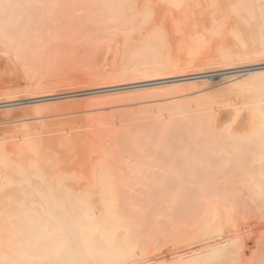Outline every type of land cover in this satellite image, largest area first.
Instances as JSON below:
<instances>
[{"label":"bare ground","instance_id":"obj_1","mask_svg":"<svg viewBox=\"0 0 264 264\" xmlns=\"http://www.w3.org/2000/svg\"><path fill=\"white\" fill-rule=\"evenodd\" d=\"M83 7L86 12L90 11L87 12V15L88 13L92 15L93 22L97 23L104 32L106 31L109 37L123 34L130 42L127 57L122 55V59H126H123V62L119 59L121 62L119 63H123L122 72L114 71L110 75L107 74L113 79L120 76L148 77L151 74L157 77L180 76L182 71H185L184 68L195 66L201 67V72H203L202 70L212 69L211 71H213L214 69L224 70L227 68L238 70L243 67L264 65V0H0V63L19 61L26 52L24 29L28 28L29 24L26 26L28 22L33 23L35 19L38 21L41 17L45 20L46 16L48 18L52 13H55L54 11L57 12L60 9L63 11L67 9L70 12L72 8V12L75 11L79 15L84 10ZM66 15L68 14L66 13ZM69 15L74 17L76 14L70 13ZM75 19H78L76 21L77 24L79 23L77 25L79 27L82 24H80L81 19L80 21L78 17ZM84 20L81 22L84 23ZM20 25H25L24 29L22 27L23 30ZM74 27L76 26H73L72 30L75 29ZM99 29L98 31H101ZM29 30L31 31V29ZM23 32L24 37L21 36ZM30 38L32 40L33 37ZM125 38L123 36V40ZM28 40L30 39L28 38ZM111 40L112 38L108 39V41ZM28 47L30 48V46ZM194 69L193 72H198L199 68L195 67ZM242 72L244 70L235 71L232 76L226 77L228 81L225 79L226 82H223L225 91L223 94H218L209 88V90L201 89L195 92H191V89L190 92L183 93L186 90V85H167L157 87L153 89V92L145 91L147 92L145 95H148L149 92L153 97L154 95L157 97L155 100L153 99V103L156 102V104L154 103L155 106L151 105V107H143L139 113L136 112L137 108L134 111H117L118 115L114 116L117 119L108 114L100 115V117L94 116L93 119H83L85 121H81L83 124L81 123L82 126L77 130V133H73L74 135L93 136L101 132V135L102 133H112V135L118 133L120 136L122 135L120 133H126L128 136V133L133 131L134 123H138L135 120H142L139 119L140 117L145 118L144 122H148V125L151 123L152 125L146 127L142 121L143 124H137L134 131L136 129L139 133L140 131L151 133V136L154 135L152 132H156V135L171 133L169 135L171 142L168 139V144L172 143L173 151L168 153L162 151L161 154L156 151L159 156L156 155L157 159L155 160L151 159V155L140 161L136 159H141L142 156H138L140 158L133 156L135 164L127 155L128 157L125 159L132 160L134 165L130 161L127 163L126 160H122L125 164L120 163L122 166L117 167L119 170L123 167L126 170H121V173L115 166L118 165L116 161L118 163L119 158L115 159V163H113V155L101 158L96 155L97 158L94 160L91 158L90 163L89 161L87 162L89 164L86 163L87 166L84 163L86 168L83 170H75L74 166L73 170L75 171L70 170L71 167H64L66 164L63 165V161L70 152L61 158L53 149L50 150V146H56V143L48 144L32 140L34 132L31 130L33 127L16 134V136L21 135L24 138L21 145H19L20 143L18 146L16 144V148L11 144L7 146L4 144L5 142L0 143V264H264V225H261V229L258 230L260 232L254 238H251L253 233L248 227L249 223L253 222L254 224V220L264 221V70ZM104 76L103 78L106 80H103L102 76L100 77L103 83L108 81V76ZM10 77H13L12 74L9 76L11 80ZM197 82L199 83V81ZM205 82L207 80L203 83H208ZM42 85H40L41 88ZM2 88L0 93L4 95V92L1 91ZM33 88L35 89V86ZM39 88L37 85L36 89L41 91ZM9 92H5V95L6 93L11 94ZM5 95L4 97L7 99L1 94L5 101L12 99ZM224 96H226L225 99ZM13 97L15 98L16 95ZM45 107L43 104L37 105L32 107V110L40 112ZM0 114V120H11L17 118L21 113L16 109L6 108L0 110ZM11 114L16 115L12 117ZM147 119L150 120V123ZM54 122L56 123V121ZM68 132L70 133V131ZM147 134L143 133L144 136ZM65 135H63L64 138ZM103 135L105 136V134ZM131 136H133V132ZM137 136L139 137V135ZM64 138L58 142V145L65 147L64 149H70L71 141L69 139L71 138ZM129 138L132 139V137ZM133 138L137 143L136 134ZM117 139L120 140L122 137ZM92 140L94 144V139ZM109 140L107 142L111 143ZM124 140L126 139L123 138L122 141ZM141 140L145 141L144 138ZM73 141L76 140L73 139ZM77 142L79 141L77 140ZM150 142L152 143L153 140L150 139L148 143ZM8 143L11 142L8 141ZM103 145L107 146L105 143ZM127 145L126 147L129 148L131 144ZM140 145L142 146V144ZM83 147H86V144L82 145ZM92 147L95 152L96 144ZM92 147L90 148L91 152ZM133 147L138 148L136 145ZM99 148L101 147H98L97 152H99ZM139 148L141 147L139 146ZM144 149L147 150V146ZM72 151L74 150L72 149ZM132 153L135 152L129 154ZM153 153L151 151L152 155ZM126 163L130 164L128 167L134 166V168H130L131 170L129 169L130 171L128 170L134 173H129L132 176L124 174V171H127ZM156 165L160 170L158 168L155 170L164 171H162V177L157 170V172L153 170V174L151 171L148 173L160 176L159 180H165V182L176 180L180 182L177 185L181 187V184L186 186L188 183L187 189H193V191L189 190L188 195H194V192L199 194L198 197L190 199V206L187 215H185L188 216L189 223L186 225L184 222L186 218L183 217L185 211L181 210L184 208L179 207L181 212L183 211V214L180 213L183 215L182 217L180 215L170 217L171 214H176L179 210L175 213L172 211L164 213L166 211V209L163 210L164 207L161 208L163 213L161 209L158 210L160 215L171 213L167 217L168 220L172 219V221L169 220L171 223L173 222L172 237H162L164 239L161 238L162 243L159 242L160 240L157 243L158 239L155 236L157 233L154 235V232L160 229V234L158 233L160 236L163 232H167L166 229L163 231L165 227L157 229L156 226L159 224L157 222L155 231L152 234L149 233L153 237L151 240L150 236L144 237L145 229L140 233L138 225L130 221L134 219L132 212L128 211L131 215L133 214V216L129 215V219L133 217L132 219L129 220L128 216L126 217L125 212L122 211L121 203L126 200L121 198L122 188L119 187L120 184L123 187L125 184L129 187L134 184L135 188L136 183H140L139 180L145 181L148 177L149 179L152 177L146 178V167H155ZM135 173L141 175L138 176ZM154 177L153 180L158 179L157 177L154 179ZM134 179L137 180L136 183ZM147 181L149 182V180ZM138 184L137 188H141L142 184L141 186ZM153 184L152 187H154ZM143 185H145L144 182ZM147 186L152 188L150 183ZM181 187L179 188L181 189ZM170 189L172 192V188ZM183 189H178L180 193L172 195L173 199L170 198L173 200L172 202H178V199H181L185 193L181 192ZM137 191L139 194V190ZM141 192L143 191L140 189ZM137 193H134L136 195H133L135 199L133 201L138 202L139 199L136 200ZM156 193L155 191V195ZM181 193L183 194L181 195ZM125 194L124 197L127 196V193ZM145 194L148 195V193ZM155 197L157 198V196ZM145 198L143 197V200ZM154 198L151 201L156 200ZM144 201L147 204V200ZM144 201L141 202L144 203ZM142 203H140L141 206L143 205L142 207L134 205V208L140 207L141 210L143 208L147 210L150 207V204L147 207ZM151 204L155 206L154 201ZM182 204H184L183 201ZM137 211L140 214V210L137 209ZM128 212L126 211V213ZM137 217L139 218V215ZM248 220L252 222L247 224ZM258 221L255 224L261 222ZM182 222H184L183 227H181ZM152 223L144 222L147 224L144 226L149 225L148 227H150ZM154 223L156 224V221ZM163 224L166 225V223ZM175 224L176 226H174ZM179 224L180 227H178ZM168 232L164 234H169ZM255 232L254 234H256ZM140 234L143 235V241L139 239L142 238L139 237ZM155 238L157 239L156 243ZM149 240L154 241L158 246L148 244ZM149 245L153 247H150L151 250L146 249ZM248 249L251 251V254L249 253L251 256L247 261Z\"/></svg>","mask_w":264,"mask_h":264},{"label":"rangeland","instance_id":"obj_2","mask_svg":"<svg viewBox=\"0 0 264 264\" xmlns=\"http://www.w3.org/2000/svg\"><path fill=\"white\" fill-rule=\"evenodd\" d=\"M84 11H85V8L80 13L78 12L79 15H77V12H75V11L72 12V8H71V11L70 12L67 11V9H64V11H63V9H60V11H57V12L54 11L55 13H52L53 16L50 15L48 18L46 16L45 17L46 18L45 20L43 19V17H41V18L39 17L40 19H43V20L38 19V21H39L38 22L35 19L34 22L32 20L33 23H31V21L28 22L26 24V26L28 24L30 26V24H31V27L30 28L28 26V28L31 29V31L27 27H25V25H22V26L20 25L21 29H22V27H23V29L25 27L24 30H25L26 36L24 37V35H25L24 32H23V35H21L22 33L20 34L25 39L23 37H21V36H20V38H23L24 39V42H25L27 48H26V52H24V54L21 56V59L19 61H16L14 63L13 62H11V63L10 62L9 63H7V62L6 63H0V71H1V73H0V89H1V87H3L1 91L4 92V95H5V92L10 91L9 93H11V94L6 93L5 96L6 97L9 96L10 98H12L10 101H5L3 99V97H4L3 93H0V98H2V100H0V110L2 111L4 109H6V108L7 109L13 108V109H16V110L20 111L21 114L17 118H12L11 120H0V143H4L5 142L4 144H7V146H9L11 144L12 147L16 148L15 147L16 144H17V146H18L19 143H20L19 145H21V143H22V141L24 139L21 135L16 136V134L19 133V132H21V131H23V130H25V129H31L32 127L33 128L35 127L34 128L35 130L33 128L31 130V131L34 132V134L32 136V140L39 141V142H42V143H48V144H50V143H56L57 144L56 146H50V150L53 149L55 152H57L60 155V157L61 156L62 157H65L66 154H68L70 152L68 155L69 156L71 155V156L70 157L67 156L64 159V161H63V165L66 164V165H64V167H66V168L67 167L68 168L71 167L70 170H73L75 167H76L75 170L76 169L77 170H83L87 166L86 163L88 161L90 163V159L91 158H93V160H94L97 157L98 158L99 157L101 158L102 156H108V155H109L108 157H110V156L113 155L112 156V162L113 163H115V159L117 160L119 158V162L117 163V161H116V164H118V165H115L116 167L117 166H120L121 164L122 165L125 164L122 160H124V161L126 160L127 163H128V161H130L129 159H132L133 160L134 159L133 156H137V157L138 156H140V157L142 156L143 158L136 159V160H139L140 161V160L144 159L145 157L151 155V159L155 160V159H157L156 157L159 156V155L156 154V151L159 154L160 152L161 153H163V152L164 153H168L169 151H173L174 150L173 149L174 147H172V145H171L172 143L168 144V141L170 140V136L169 135L171 133H169V135H168V133L167 134L166 133H162V134H160L161 135L160 136V135H156L157 134L156 132H152V135L153 134L156 135L154 137V135L153 136L150 135L151 133L147 134L145 132H141L140 131V133H141L140 134L139 131L137 132L136 129L134 131V127L137 128V124L138 125L139 124H143L142 121L143 122L146 121V120H144L145 118H141L140 117L139 119H142V120H140V121L135 120L136 122H138L136 124L134 123L135 121L133 122L135 126L132 127L133 128V131L132 132H133V136L136 134V138L139 139V141H138V139L137 140L135 139L137 141V143L134 141L133 136H131L132 135V132L128 133V136L129 137H132V139L129 138L126 133L125 134L124 133H120V134H122V135H120L122 137V139H120V140L117 139L118 137L121 138L118 133H113L114 135L116 134V136L112 135V133H102V135L105 134L106 137L104 135L102 136L100 134L101 132H98L99 134L93 135V136L83 135V134H80V133H79L80 135L77 134L78 135L77 136V135H74V134L78 132L77 130L82 126L81 125L82 122H84L86 119H93L94 116L95 117H100V115H104V114L107 115L108 114L109 116H112L113 115V118H116L114 116H117L118 115V112H120L122 110L123 111L124 110L125 111L126 110H133L134 111V110H136L138 108L136 110V112L138 111V113H139V110L141 111V109H143V107H151V105L152 106H155L156 102H154L155 103L154 104L153 101L157 97L155 95L153 97V95L151 93H149V92H148V95H145V94H147V92H145V91H152L153 92V89H155L157 87L158 88L159 87H164V86H167V85H179V86L180 85H183V86L186 85V87H185L186 90L183 93H188V92H190L191 89H192L191 92H195V91H198V90H201V89H207V90H209V89L211 90L212 89V91H214V92H216L218 94L219 93L220 94L221 93L223 94L225 92L223 90V88H224L223 82H226L225 79L227 80V78L230 77V76H232L235 71H243L244 70V72H246V70H249V71H259V69L260 70H264V65H256V66H250V67H243V68L238 69V70L232 69V68H230V69L227 68V69H224V70H218V69L215 70L214 69L213 71H211L212 69L211 70H207V71L206 70H202L203 72H201V69H200L201 67L195 66V67L199 68L198 69V72H193V69L195 67H193V68L187 67L186 69L184 68V70L186 72L185 71H182V74H181L182 76L181 75L180 76L177 75V76H158L157 77L156 75L151 74L148 77H137V76H126L125 77V76H120V77H117V78L113 79V78H110L111 77V76H109L110 74H112L114 71L115 72H119V71L123 70V68H122L123 63L122 64H120V63L124 61L123 59H126V58H123L122 59V55H123V57H124V55L127 57V54H128L127 51L130 49V42L127 41V39L125 38V35H123V34H115V36L109 37L107 35L108 33L106 31H105L106 32L105 33L97 23L95 24V22H93L92 15H89V13L87 15V12L89 10L87 12L85 11L86 14L84 13ZM82 12H83V14H81ZM66 13L68 15H66ZM70 13H72V14L75 13L76 15H74V17H73L72 15L71 16L69 15ZM57 14H58V16H57ZM80 14H81V16H80ZM82 15H84V16H82ZM65 16H66V18H65ZM77 17L79 18V21H80V19H81V21H83L85 19L84 20V23L80 21V24L81 23L82 24L79 27L77 26V25H79V23L77 24V21H76L78 19H75ZM188 17H190V16H188ZM72 18H74L73 20L75 22L72 20ZM187 19L189 20V18H187ZM46 20L49 21V22H47ZM40 21H43V22L41 23ZM44 21H46V22H44ZM72 21L75 24H73ZM69 22H71V23H69ZM71 25L76 26V27H74L76 30L75 29L72 30L73 29L72 28L73 26H71ZM85 28L89 32H85V31H87ZM98 29L101 30V31H98ZM29 31H30V34H29ZM90 32H91V34H90ZM70 33H72V34H70ZM86 33H88V34H86ZM32 34H34V35L32 36ZM28 35H30V36L28 37ZM123 36H124L125 40H123ZM30 37H33L32 40H31ZM105 37H107V38H105ZM28 38L30 40H28ZM109 38H112L113 41L112 40L111 41H108ZM23 39H21V40H23ZM27 40H28V42H27ZM97 41H99V43H97ZM28 43H29V45H28ZM93 43H94V45H93ZM70 45H71V47H70ZM72 45H73V47H72ZM28 46H30L31 50H30V48ZM28 51H29V53H28ZM121 51H122V53H121ZM108 52H110V53H108ZM187 58L185 59V61L187 60ZM104 59H105V61H104ZM119 59L121 60V62H120ZM119 64H120L121 67L119 66ZM4 65H6V66H4ZM119 67L122 68V69H120ZM188 68H189V70H188ZM12 70H14V71H12ZM190 70H192V71H190ZM199 70H200V72H199ZM183 72H184V75H183ZM244 72H242V73H244ZM11 74H12L13 77H10L11 78V80H10L9 79V76ZM107 74H109V75H107ZM104 75L106 77L108 76L107 77V80L109 82L106 81V82L103 83V81H101V79H100L101 76H102L101 78L103 80H106V78L105 79L103 78ZM95 77L96 78H99L100 80L96 79ZM132 77H133V80H132ZM19 79H20V81H19ZM111 80H113L114 82L111 81ZM206 80H207V82L209 84L207 82H205L207 84H204L203 83ZM197 81H199V83ZM33 84L35 86V89L33 88L34 87ZM194 84H196V85H194ZM37 85H38V87H40L39 90H41V91H38L36 89ZM40 85H42V88H41ZM28 87L31 88V89L33 88L32 90L30 89L32 92L30 90L28 91V89H29ZM196 87H197V89H196ZM13 89H14V91H13ZM12 93H14V94H12ZM1 94H2L3 97L1 96ZM149 94H151V95H149ZM153 94H155V93H153ZM10 95H12V96H10ZM15 95L17 97V100H16V97L15 98L13 97ZM225 98H226V96H224V99ZM5 99H7V98H5ZM145 100H148L149 102L148 101H145ZM148 103H149V105H148ZM42 104L45 105L46 107L44 109H42L40 112H39V110L38 111H36V110L33 111L32 110V107H35L37 105H42ZM128 105H130V106H128ZM145 105H147V106H145ZM139 106H141V107H139ZM114 113L115 114L117 113V114L115 115ZM30 114H32V115H30ZM11 115L13 117L16 114H14V115L11 114ZM83 119H85V120L83 121ZM147 120H149V119H147ZM54 121H56V123ZM226 121H228V120H226ZM53 122H54V124H53ZM144 123H145L144 126H146V127H150V125H152V123L150 125H148V122H144ZM149 123H150V120H149ZM46 124H48V125H46ZM19 125H21V126H19ZM23 125H24V127H22ZM25 125H26V127H25ZM44 125H45V127H44ZM41 127H42V129H41ZM75 127H76V129H75ZM64 128H65V130H64ZM50 129H53V130H50ZM68 131H70V133ZM41 132H42V134H41ZM137 133H139V134H137ZM143 133L144 134H147V135L144 136ZM60 134H62V135H60ZM117 134H118V136H117ZM39 135H41V136H39ZM63 135H65L67 138L69 137V138L72 139V140L69 139L71 141V147H70V149H64L65 147L63 148V147H61V146L58 145V142L61 141V140H63V138H64ZM98 135H100L101 137L98 136ZM137 135H139V137ZM141 135H142V137H140ZM148 135H149V137H148ZM165 135H166V137H165ZM2 136H3L4 139L2 138ZM19 137H20V139H18ZM97 137H99V138H97ZM123 138L126 139V140L122 141ZM143 138L147 142H145V141L143 142L141 140ZM172 138H174V137H172ZM73 139L76 140V141H73ZM92 139H94V144H96V146H97L96 148L94 147L96 149L95 152H94V149L92 147V146H94ZM150 139H151V141L153 140L152 143L151 142L148 143ZM157 139H158V141H157ZM161 139H163V140H161ZM16 140H17V142H16ZM77 140L79 142H77ZM80 140H82V141H80ZM95 140H97V141H95ZM108 140L111 141V143L110 142L108 143L107 142ZM128 140H129V142H128ZM8 141L11 142V143H8ZM102 141H104V142H102ZM125 141H127L126 144H124ZM131 141L133 143H130ZM159 141H161V142H159ZM172 141H173V139H172ZM81 142H84L86 144V147H83L82 148V145L85 146V144H83ZM90 142H92V143H90ZM101 142H102V144H101ZM156 142L158 143V145H157ZM170 142H171V140H170ZM97 143H98V145H101V146H98ZM103 143H105V145H107V146H104ZM154 143H155V145H154ZM89 144H92V145H89ZM127 144H131L129 146L130 147L132 146V148H131L132 150L130 149V147L129 148L126 147V146H128ZM140 144H142V146ZM72 145H73V147H72ZM135 145L138 148H139V146L141 147V148H139L140 152H139L138 148L135 149L136 147H133ZM117 146H119V147H117ZM145 146H147V150L144 149ZM160 146H161L162 149L159 148ZM166 146L169 147V148H167ZM91 147H92V152L90 150ZM98 147H101V148H99V152H97L98 151ZM123 148H124V150H122ZM72 149L74 151H72ZM136 150H138V151H136ZM149 150H150V152H149ZM153 150L155 151V153H153L154 152ZM61 151H63L64 153L61 152ZM82 151H83V153H82ZM151 151H152L153 155L151 154ZM87 152L89 154H91L92 156L89 155ZM130 152H135V153L129 154ZM147 152H149L150 154L147 153ZM122 153H124V154H122ZM139 153H140V155H139ZM121 154H122V156H121ZM96 155H97V157H96ZM115 155L116 156H120V157H117L116 158ZM127 155L130 156L128 160L125 159L126 157H128ZM152 156H154V157L152 158ZM113 157H114V161H113ZM140 157H138V158H140ZM131 161H130V163L133 164L134 163V160L132 161L133 163ZM84 163H85L86 166L84 165ZM89 163H87V164H89ZM135 163H136V161H135ZM83 165H84V167H83ZM129 165L127 164V167H126L127 168V171H124V174H128V175H131L132 176V174H129V173H133V172H129V171L131 170L130 168L131 167L134 168V166L131 165V167H128ZM73 166H74V168H73ZM157 166L158 165H156L155 167H150V166H148V168L146 167V169H145V170H147V172H145V175H147L146 178L148 176H150V177L152 176V177L150 179L148 177V179H145V181L142 180L145 185H143V182L141 180H139L140 183L139 182L138 183L140 184V186L142 184L141 188H137V184L138 183H136L137 182L136 179H134V180H136L135 181V183H136V187L135 188H134V186H135L134 184H133L134 186L132 185V187H129L125 183H124L125 184L124 185L125 187L121 186L122 184H120V186H119L120 189L122 188L121 189L122 192L120 191L121 192V195H120L121 198H124L127 201V202L126 201H122L121 202L122 205H123L122 206V211H123V213L125 212L124 214H126V217L128 216V219H129L130 216H133V214H134V219H132L133 217H131L130 219H132V220H130V219L129 220L132 223L135 222L138 225V227L141 230L140 233H142L144 231V229L146 230L144 232L145 234L143 233L144 234V237L150 236L151 237V240H153L152 239L153 237H152L151 234L155 231L156 227H157V229H159L160 227H162V229H163L165 227L163 229V231L166 229L167 232L170 229L169 230L170 233L168 232L169 234H164V233H167V232H163L162 233L163 236H162V234L160 235L161 237L158 235V233L160 234V229L158 231L154 232V235L157 233V235H155V236L158 239L157 240L155 238V243H156V240H157V243L161 242V238L162 237H164V238H171L172 237V230H173V225H172L173 222L171 223L169 221V220L172 221V219H169L168 220V217L170 216L169 214H171V213L164 214V215L161 214L160 215V213H158V210L161 209L162 207H164L163 210L166 209V211L164 213H167L169 211L170 212L172 211V212L175 213V211L179 210V211H177L178 214L176 212V214H171L170 217H172V215H176V217L180 215V217H182L183 215H181L180 213H182L183 211H185V212H183V213H185L183 217H184V219L186 218L185 219L186 221L184 220L185 225H186V223H189V220L187 219L188 216H185V215H187V211H188L189 206H190L189 205L190 204V199L192 197L195 198V197H198L199 196L198 193L195 194L196 192H194V195H191V196L188 195L190 193L189 190L193 191V189L191 187H190L191 189H189V190L187 189V186H189V185H187L188 183H186V186H185V184H184V186H183V184H181L182 185V187H181V186L177 185L180 182H177L176 180L175 181H172L173 179L172 180L170 179L171 181H169V180L166 181L167 183L169 182L167 184L165 182V180L164 181L159 180L160 176H158L159 177L158 178L157 175H154L155 176L154 177L152 175L153 174V170H155V168H158L159 167V166L158 167ZM81 167H83V168H81ZM118 168L119 167H117V169ZM123 168H120V169L122 171L123 170H126L125 168L124 169ZM150 168H151V170H150ZM75 170H73V171H75ZM121 170H119V172ZM156 170H155V172L158 171V174H161V177H162V175H163L162 173L164 171L163 170L159 171L160 169L157 170V171ZM150 171L152 172V174L151 173H148ZM140 173L139 174L138 173L137 174L135 173V175L140 176L141 175ZM153 177H154V179L156 177L158 179L153 180L152 179ZM147 180H149V182ZM152 181L153 182L155 181L154 184H156V185H154ZM148 183H150V186L153 184L154 187L151 186L153 189L150 188V187H148L149 185L147 186ZM173 183H174V185H173ZM143 186H145V187H143ZM166 186H167V188H166ZM178 186L181 187V189L184 188L181 192H183V193L185 192V193L184 194L181 193V195L183 194L182 197L179 195L181 197V199H178V202L176 201L178 203V205H177L176 202H172L173 201L172 199H173V196L176 195L177 192L180 193V191H178V189L179 190H181V189ZM127 187H129L128 188L129 190L127 189ZM142 187L144 188V190H142L143 189ZM163 188H164V190H163ZM170 188H172V192H171V189ZM140 189L143 192L140 193ZM124 190H126V191H124ZM127 190H128V192H127ZM137 190H139V194L137 193L138 192ZM145 190H147V191H145ZM155 191L157 193H159V194L157 195V193H156V195H155ZM135 192L138 194L137 196L139 197V198L138 197L137 198L135 197L136 200L139 199L138 202L137 201H133V199H134V196L133 195H136V194H134ZM162 192H164V193H162ZM125 193H127V196L126 197H124L126 195ZM145 193H148V195L145 194ZM143 194H145V195H143ZM186 194H187V196H186ZM153 196L154 197L157 196V198L156 197L154 198ZM128 197H129V199H128ZM143 197L144 198L147 197V198L144 199V200H147V204H145V201L143 200ZM185 197H187L188 199L186 200ZM152 198H154L156 200H152L151 201ZM167 198H169V199H167ZM170 198H172V199H170ZM148 199L150 200L149 201L150 203L148 202ZM141 201L142 202L144 201V203H142ZM153 201L155 202V206L153 204H151ZM182 201L184 202V204H182ZM132 202L133 203L136 202L134 205L137 206V207H138V205H140V207L143 206V205L141 206L140 203L144 204L145 206H147V205L150 204L149 205L150 207L147 206L148 208L144 206L145 208H147V210L149 209L150 211L149 210L147 211V210H145L143 208V210H144V212H143V210H141L142 208H140V207L139 208H137V207L134 208L135 206L133 205ZM159 203H160V205H158ZM180 203L182 204L183 207L181 206ZM171 204H172V207H171ZM131 205H133V206H131ZM179 207L180 208H184L185 210L184 209H181V210H183L181 212V210H180ZM125 208L126 209L129 208V210H126ZM170 208H171V210H170ZM173 208H174V211H173ZM137 209L140 210V214H138ZM163 210L161 209L162 213H163ZM126 211L127 212L130 211L133 214L131 215L130 212L126 213ZM138 215H139V218L141 217V219H143L144 221L141 220V219H139L137 217ZM165 216H166V218H165ZM135 217H137V218H135ZM156 217H158V218H156ZM163 217H164V220H163ZM148 218H150V219H148ZM136 219H139L140 222L138 223L139 220L136 221ZM160 220L163 221V222H161ZM165 220H166V222H165ZM149 221H151L153 223L156 221V224L155 223L154 224L152 223V226L150 225L152 231H150L151 229H150V227H148L149 225L147 227L144 226V225H147L148 223L150 224L151 222H149ZM256 221H258V220H254V224H253L252 221H249V220L246 221L247 224L249 222H252V223H249L248 224L249 229L251 228L250 229L251 230V233L254 234V232L256 231L255 232L256 234H254V235L252 234L253 236L250 234L251 235V238L252 237L254 238L258 234V232H260L258 230L261 229V225L262 224L264 225V221L259 220L258 222H260V221L261 222L255 224ZM144 222L147 223V224H144ZM167 222H168V225H167ZM184 222L181 223V227L184 226ZM163 223H166V225L164 226ZM160 224H161V226H159ZM162 224H163V226H162ZM153 226H154V228H152ZM167 226H168V228H167ZM174 226H176V224ZM244 226L245 225H243V227ZM256 226H258V227H256ZM142 227H143V229H142ZM178 227H180V224H179ZM147 233H148V235H146ZM149 233H151V234L149 235ZM140 235L141 236H139V237H142V238H139V239H141V241H143L144 240L143 235L142 234H140ZM158 236H159L160 239L158 238ZM145 239H147V238H145ZM150 243L152 245L153 244L155 245L154 241H150L149 240L148 241V244H150ZM249 243H252V242H249ZM152 245L151 246L149 245V247H147L146 249L147 250H148V248L150 249V247H152ZM156 245H155V247L158 246V245L157 246ZM146 246H148V245L146 244ZM159 246H161V245H159ZM159 249H160V247H159ZM155 250L153 251L154 253H155ZM250 252L251 251L248 249V251H247V253H248L247 255L248 256L246 258L247 261H248V259H250V256H251L250 255L251 254Z\"/></svg>","mask_w":264,"mask_h":264}]
</instances>
